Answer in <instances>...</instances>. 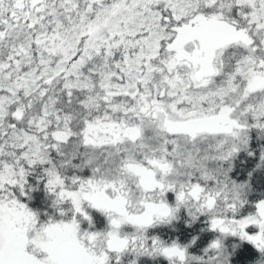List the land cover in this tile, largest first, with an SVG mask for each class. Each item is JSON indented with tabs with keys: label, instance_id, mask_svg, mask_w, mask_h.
Segmentation results:
<instances>
[{
	"label": "snow or ice",
	"instance_id": "1",
	"mask_svg": "<svg viewBox=\"0 0 264 264\" xmlns=\"http://www.w3.org/2000/svg\"><path fill=\"white\" fill-rule=\"evenodd\" d=\"M0 264H264V0H0Z\"/></svg>",
	"mask_w": 264,
	"mask_h": 264
},
{
	"label": "flooded vegetation",
	"instance_id": "2",
	"mask_svg": "<svg viewBox=\"0 0 264 264\" xmlns=\"http://www.w3.org/2000/svg\"><path fill=\"white\" fill-rule=\"evenodd\" d=\"M207 239V237H205V240Z\"/></svg>",
	"mask_w": 264,
	"mask_h": 264
}]
</instances>
